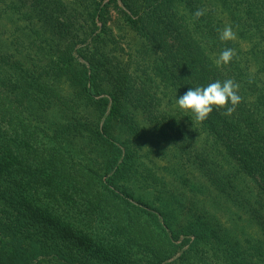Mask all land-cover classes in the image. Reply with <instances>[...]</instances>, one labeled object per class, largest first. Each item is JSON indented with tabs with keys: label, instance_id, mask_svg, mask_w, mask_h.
I'll return each mask as SVG.
<instances>
[{
	"label": "trees",
	"instance_id": "trees-1",
	"mask_svg": "<svg viewBox=\"0 0 264 264\" xmlns=\"http://www.w3.org/2000/svg\"><path fill=\"white\" fill-rule=\"evenodd\" d=\"M0 264H264V0H0Z\"/></svg>",
	"mask_w": 264,
	"mask_h": 264
},
{
	"label": "clouds",
	"instance_id": "clouds-1",
	"mask_svg": "<svg viewBox=\"0 0 264 264\" xmlns=\"http://www.w3.org/2000/svg\"><path fill=\"white\" fill-rule=\"evenodd\" d=\"M203 11L198 9L193 16L199 18ZM221 41L232 40L236 38L231 26H225L219 32ZM235 56L233 48H224L221 50L216 63H229ZM239 85L233 79H216L206 85L189 87L182 95L176 96V105L181 111L189 112L196 121H204L214 108H223L226 114H231L235 107L241 102L242 97L238 92Z\"/></svg>",
	"mask_w": 264,
	"mask_h": 264
}]
</instances>
